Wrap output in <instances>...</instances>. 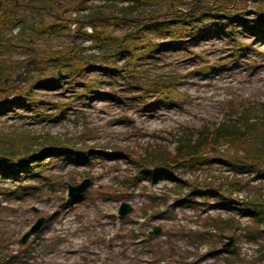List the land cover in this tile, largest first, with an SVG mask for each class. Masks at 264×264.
Instances as JSON below:
<instances>
[{
    "label": "rangeland",
    "instance_id": "rangeland-1",
    "mask_svg": "<svg viewBox=\"0 0 264 264\" xmlns=\"http://www.w3.org/2000/svg\"><path fill=\"white\" fill-rule=\"evenodd\" d=\"M228 1V5L238 11L237 19L230 21L236 27L234 35L230 37L226 33L227 37H218L215 42H211L212 39L199 42L192 37H182L186 42L180 49H174L171 56L166 51L158 54V58L148 65L136 69L132 78L116 72L114 79L107 82L108 73H104V76L100 71H94V78L89 74L85 78L74 77V84L71 85L67 82L68 78L60 74L61 78L55 80L56 86L52 89L36 88L32 92L43 101L42 106H47L45 99L49 101L47 108H43L44 114L59 112L51 120L48 117L39 120L41 114L34 117L30 111H15L22 117H16L10 110L4 112L0 118V132L8 134L12 143L23 139L25 144L38 143L40 148L50 147L51 136L47 133L60 135L65 144L59 146L64 150H60L57 157L69 158L64 164L57 158H46L44 161L47 164L43 169H46L45 175L49 177L47 180L41 176L27 177V181L35 183L40 189L22 194L23 199L16 207H20V210L11 212L8 208L0 207V257L10 252H22L24 257L10 264H194L211 248H220L215 236L207 235L203 244L192 237L193 233L205 229V223L214 217V211L200 216V223L196 225H178L174 217L164 218L172 220V223L162 222L170 229L166 232L168 238L161 244L155 243L148 235V228L162 221V211L166 207L170 211L166 216L171 213L175 215L177 209L169 202L177 197L169 201L165 199L163 203V198H156L160 206L143 215L142 211L151 205V197L134 199L139 179L129 184L130 189H125L127 185L122 178L127 174H132L131 177L136 175L128 160L137 155L142 146L159 143L170 152L175 150L179 137L185 133L192 131L197 136V129L216 128L227 118L234 120L232 111L239 113L251 106L255 109L264 106V32L259 35L257 31L247 30L253 24V19L264 18V0H225L226 3ZM224 18L217 17L214 21L225 27L228 22L223 23ZM62 37L47 45L68 46L69 38ZM37 47L41 48L39 45ZM14 56L17 55H13L12 59H16ZM34 63L28 62L22 77L24 81L29 78L28 69L31 71L29 67ZM98 63L108 66L99 57L95 64ZM20 73L17 71L12 75L16 80H21ZM173 76L181 84L176 85V90H171L169 98L164 101L159 98L164 94L154 91V87H159L161 82ZM46 77L53 78L51 68ZM126 81L131 84H126ZM85 82L91 83L93 90L87 95L76 96L75 93L86 91L83 87ZM128 85L132 88H128ZM9 97L10 94L4 95L5 100ZM144 101L151 104L145 108ZM57 103L62 106H55ZM90 149L93 151L88 152ZM66 150L84 151L88 160L84 158L83 163L77 166L71 163L74 161L71 158L73 152L67 153ZM237 150L244 154L240 143L210 145L206 155L213 159V164L207 166L212 167L214 177L202 182L215 181L214 186L222 188L233 185L231 181H238L235 182V191H240V198L244 199V190L253 197L255 187L261 186L262 182L256 179L248 181L249 175L236 176L227 166ZM219 160L223 163L218 164ZM152 166L156 167L155 164ZM70 173L74 174L75 184L85 178L92 184L88 183L81 200L66 204L68 198L64 181ZM258 192H264V188ZM213 198L208 196L206 200L208 203L220 201ZM126 200L133 202L136 214L125 216L128 222H123L117 218V209ZM60 205H63L62 209H59ZM197 207H218L225 218L231 211L225 206ZM57 210V215L47 221L39 236L34 234L25 244L19 243L27 225L29 227L38 217L49 216ZM237 213L235 211L230 217L239 218V227L236 222L237 228H228L221 234L235 236L238 245L242 243L241 238L244 239L250 244L246 252H252L253 257L258 256L261 246L253 251L254 246L264 244V233L249 239L247 226L250 219ZM30 245V256H27L25 249ZM231 257L229 252L226 256H219L216 262ZM216 262L214 264H220Z\"/></svg>",
    "mask_w": 264,
    "mask_h": 264
},
{
    "label": "trees",
    "instance_id": "trees-1",
    "mask_svg": "<svg viewBox=\"0 0 264 264\" xmlns=\"http://www.w3.org/2000/svg\"><path fill=\"white\" fill-rule=\"evenodd\" d=\"M85 1L24 0L16 2L15 0H0V51L8 52L10 56L12 51L20 46L28 54V57L24 60H12L9 58V60H3L0 63V111L2 108L8 110L11 107L17 106L33 109L36 106L35 101L38 100L28 98V92L35 86L47 87L50 83L55 82L57 78H60L57 70L54 71L53 78H44L49 69L47 65L61 69L64 76L70 78L82 72L81 70L85 68L84 63H95V56L84 55L75 46L64 51H48L45 53L39 51V48L36 46H33L36 37L63 34L68 28V20L73 10L81 11L82 9L89 8L87 14H79V22L89 23L95 28H100L98 31L95 30L90 36L95 39L98 46L102 47V60L104 62H113V65L105 67V71L111 74L121 71L117 69L118 66H116L113 60L123 57L125 60L124 65L134 70L135 67L143 64L141 61L152 57L156 58V54L159 51L166 50L167 48H176L185 43L186 41L182 40L185 31L190 32L194 28L198 37L202 34L204 35L205 31L200 22L206 16L222 17L224 16L222 14H225L227 20L231 21L232 19H237L236 15L238 14V11L235 9L232 10L228 7L226 9L230 1L226 3L225 0H213V7L210 8L203 7L202 5V3L209 0H192L191 4L194 7L199 5L201 7L194 12L187 13L178 10L177 6H171L170 0H131L132 2L126 6H119L116 3L117 0H108L106 4L99 7H96V5L90 7ZM220 7L225 8V13H219ZM232 11L233 13L230 14ZM240 21L244 22L243 20ZM252 22L253 24L249 25V29L245 28L251 32L257 31L262 35L264 32V18H255ZM18 23L21 24L19 35L16 37L3 36L5 30L12 28ZM109 24L123 25L126 27V30L120 35H115L105 29ZM81 27V25L78 27L79 34L82 33ZM235 29L234 25L230 26L231 35L234 34ZM148 30H153L159 34L170 33L169 42L159 43L151 39L148 40L146 33ZM30 60H33L35 63L29 68L36 72L30 74L25 85L18 88L9 86L10 82L8 81L12 80V73L23 70L27 67L26 63ZM91 66L88 67L90 68ZM176 82V76L170 77L161 82L159 87H154V91L164 94V96L160 95L159 98L168 99L169 93L177 84ZM84 86L86 87L87 95L92 88L88 83H85ZM128 88L132 87L129 86ZM7 90L9 93H12V91L14 93L12 98L4 101L1 98ZM38 103L40 104L41 102L38 101ZM232 113L235 115L234 120L227 118L220 122L216 128L211 127L212 129H206L204 127L205 129L200 131L197 129V136H194L192 131L183 134L179 137L174 152H169L162 147L146 148L144 154L138 159L133 160V162L137 165L139 172L152 174L153 171H146V166L155 164L159 170H154V172L164 171L166 173L163 172L162 174L168 175L175 166L184 165L192 167L200 165L201 163H193L191 158L206 154L210 145H220L227 142L235 145L240 143L243 146L244 154H240L238 150L235 154L233 153L232 160L227 162L229 167L234 170H242L264 176V106L259 109L251 106L244 108L239 113L237 111H232ZM48 136H51L49 141H52L50 147L40 148L38 147V143L25 144L23 139L12 143L13 140L8 136L0 135V173L6 176L10 175L11 177L16 176L20 179L22 184L16 191L17 195L29 194L32 191L40 189L39 186L33 183L22 182L24 175L21 178V174L28 173L29 175L26 176H41L46 180L48 179L46 175L42 174L45 156L57 157L60 151L58 146L63 142L59 136L49 134ZM214 153L218 154L217 151ZM84 154L76 153L77 156H83ZM211 161L213 159L204 160V162ZM137 178L138 175L127 177L124 183L131 184ZM230 187H234V184H231ZM184 188L187 189V192L178 201L180 203L193 202V197L196 194H200L203 197L212 194L220 198V201H217V205H230L231 199L223 196L211 184L199 185L194 181H182L175 188V193L179 196L182 195ZM165 199H162V203L165 202ZM159 205L158 199L151 197L150 208L154 209ZM62 206L60 205V207ZM231 209L249 216L250 224L247 226L249 239H254L260 233H264V230L260 229L261 225L264 226V199L253 197L247 200L242 207H231ZM156 214L160 213L156 212ZM53 216V214H50L48 220ZM126 219L120 217V220L123 222ZM236 222L234 217L226 219L221 217L210 218L205 223V229L193 233L192 237L198 240L200 244L206 242L205 238L207 235L215 236L221 242V232L228 228L233 229ZM225 251L230 252L232 256L231 258H226L225 264H245L246 260L241 258L237 253L229 249H225ZM218 252L216 249L211 248L209 254L214 255ZM13 257L11 256L10 259ZM263 259L264 245L261 246L258 256H254L246 264H264L262 262ZM2 264H5V262Z\"/></svg>",
    "mask_w": 264,
    "mask_h": 264
},
{
    "label": "water",
    "instance_id": "water-1",
    "mask_svg": "<svg viewBox=\"0 0 264 264\" xmlns=\"http://www.w3.org/2000/svg\"><path fill=\"white\" fill-rule=\"evenodd\" d=\"M204 156H198L196 158H193L192 160L197 163L200 159H203ZM88 184V179L82 181L80 184L77 185H68V195L70 197L76 198L77 196H79L84 189L86 188ZM131 211V207L126 203L123 202L120 207H119V214L122 216L127 215L129 212ZM45 218L44 217H40L37 219V221L31 226V228L29 229V231H27L21 238V243H25V241L27 240V238L37 232L41 225L43 224ZM160 231V227H154L152 233L157 234ZM225 238L227 239V241L224 243L223 247L228 248L233 244V240L234 237L233 236H225ZM233 250H235V248H232Z\"/></svg>",
    "mask_w": 264,
    "mask_h": 264
},
{
    "label": "bare ground",
    "instance_id": "bare-ground-1",
    "mask_svg": "<svg viewBox=\"0 0 264 264\" xmlns=\"http://www.w3.org/2000/svg\"><path fill=\"white\" fill-rule=\"evenodd\" d=\"M216 26H218V24Z\"/></svg>",
    "mask_w": 264,
    "mask_h": 264
}]
</instances>
